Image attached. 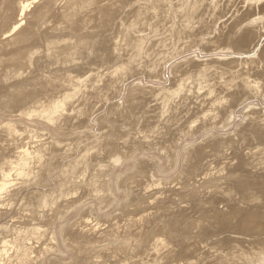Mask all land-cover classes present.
Masks as SVG:
<instances>
[{"label":"bare ground","instance_id":"1","mask_svg":"<svg viewBox=\"0 0 264 264\" xmlns=\"http://www.w3.org/2000/svg\"><path fill=\"white\" fill-rule=\"evenodd\" d=\"M255 99L264 0H0V264H264Z\"/></svg>","mask_w":264,"mask_h":264},{"label":"rangeland","instance_id":"2","mask_svg":"<svg viewBox=\"0 0 264 264\" xmlns=\"http://www.w3.org/2000/svg\"><path fill=\"white\" fill-rule=\"evenodd\" d=\"M215 28H216V26H215ZM210 36V39H211V41H212V44H214V45H223V46H225V47H228V46H230L231 48H232V50L233 51H240V50H238V49H236L234 46H233V44H232V38H233V36H232V34H229V33H227V31H221L220 33H219V35H216L215 37H214V33H213V31H212V33L209 35ZM214 50H219L218 48H212L209 52H207V53H203L202 54V56L203 57H208L209 56V54L212 52V51H214ZM224 54H226V57L227 58H229L230 56H233V54H231L230 53V50H226L225 52H223V53H220L219 54V56H222V55H224ZM185 58H189L190 56H191V54H188V53H185L184 55H183ZM166 75H169L168 74V72H166L165 73ZM133 79V80H132ZM131 80H132V82L133 81H136V80H138V77L137 78H132ZM140 79H142V77L140 78ZM131 82V83H132ZM143 85L145 86H148L149 85V83H146V82H150V83H152V84H156V81H154V80H152V81H149V80H147V79H145V80H143ZM255 102H257L258 103V105L257 106H259V107H262L263 109V111H264V102L263 101H261V100H259V99H255L254 100ZM242 105H244V103H242L241 105H239L236 109H235V112H234V114H235V118L237 119L236 120V123L234 124V126L231 128V129H229V130H227V131H223L224 129H222V128H220V129H218V130H215V134H219V133H228V132H232L237 126H238V124L240 125V122L241 121H243V117H242V115H241V112H242V109H241V107H242ZM244 111V110H243ZM198 117H201V115H197ZM241 117V119H238V118H240ZM91 127L94 129V127H95V124H94V122L92 121L91 122ZM203 135V133H200V134H197V135H195V136H193L192 138H190L189 139V141L190 140H194L195 138V141L194 142H196V141H198L200 138H201V136ZM150 154H152V153H150ZM149 154V155H150ZM155 155V154H154ZM132 163V162H131ZM160 164L162 165V167H167V164H168V160L167 159H162L161 158V162H160ZM166 164V165H165ZM131 166V164H130V162H128L127 163V165L125 166V167H123L122 169H120V171H124L123 169H125L126 170V168H127V166ZM123 166V165H122ZM119 167V166H118ZM223 181H225L226 183H229V184H233L234 182H233V180L230 178L229 180H223ZM228 181V182H227ZM50 185H52V183L50 184ZM223 186H224V184H223ZM48 187V186H47ZM111 209V210H110ZM110 209H108V210H110V211H112L113 210V208H110ZM71 215H72V217L74 216L73 214H70V215H68V216H70V217H68V218H72L71 217ZM64 216V215H63ZM66 219V218H65ZM233 223V225H235L236 224V226H237V228L240 230V231H238L237 229H235V230H233V231H231V232H233L232 234H234V233H238V232H241L242 230H241V227H240V224H238V222L237 221H232ZM235 223V224H234ZM238 231V232H237ZM231 232H225L224 231V233H222V234H230ZM218 251L220 252V253H226V250L223 248V247H221V248H218ZM65 252V251H64ZM236 253H238V251L236 252ZM180 262V260H178V261H176V262H174V263H179Z\"/></svg>","mask_w":264,"mask_h":264}]
</instances>
